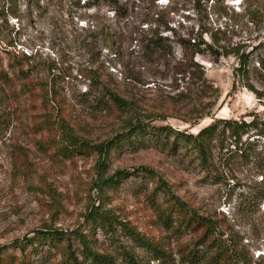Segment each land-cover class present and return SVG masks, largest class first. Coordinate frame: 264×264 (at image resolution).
Returning <instances> with one entry per match:
<instances>
[{"label": "rangeland", "instance_id": "374dc122", "mask_svg": "<svg viewBox=\"0 0 264 264\" xmlns=\"http://www.w3.org/2000/svg\"><path fill=\"white\" fill-rule=\"evenodd\" d=\"M85 1L0 0L15 13L0 15V261L56 264L69 245L82 260L78 233L114 264L122 248L145 261L123 223L181 264L177 247L195 235L157 222V205L177 202L186 218L215 222L246 264H264V202L248 211L262 179L254 160L237 154L227 134L207 143L205 160L178 135L223 119H255L264 130V99L247 86L264 93V0H118L119 9ZM193 39L213 50L184 47ZM130 123L171 129L166 147L125 142L109 157L58 148L72 137L91 146L120 140ZM242 143L261 151L264 138L251 129ZM118 171L128 178L103 184ZM47 230L70 242L27 244Z\"/></svg>", "mask_w": 264, "mask_h": 264}, {"label": "trees", "instance_id": "16d2710c", "mask_svg": "<svg viewBox=\"0 0 264 264\" xmlns=\"http://www.w3.org/2000/svg\"><path fill=\"white\" fill-rule=\"evenodd\" d=\"M99 2H107L113 6V9H119L118 0H86L84 5L90 6L91 4H97ZM11 14H15L13 10L10 11ZM9 13V8L0 6V15H3L4 18L7 17ZM185 41L184 47H190L195 51V53H203L201 46L205 45L206 48L209 45H206L204 41L197 42L195 39ZM209 50L212 51V47H209ZM240 67L238 71L243 77L247 80V65L249 64V59L245 56L241 57ZM259 68L264 70V59H260L258 62ZM254 93L257 94L259 99H264V93L255 91L254 87L247 85ZM108 98L113 102L117 107H126L127 102L123 100L120 96L112 91H107ZM264 125V124H261ZM127 130L130 131L121 137L120 140L109 141L98 146H91L88 143L80 142L74 137L70 138L68 141L69 144L65 145L63 141H58L59 150L63 152L64 156L68 154L73 155L74 151H85L86 153L94 154L98 153L100 156L109 157L117 149H120L123 143L134 144L137 142L142 146H149L152 142H156L163 147H166L165 143H162V136L167 131H171L166 127H149L144 124H133L130 123L127 127ZM257 130V136L264 138V130H259V123L253 119L250 122H238L235 120H218L213 125L203 129L198 135H189V134H179L184 137L185 142L188 144L194 145L204 160L206 159V146L207 143H210L213 137L227 134V138L234 143V148L237 150V154L241 153L242 157L246 159H253V163L256 165V169L260 171L262 179L260 183L257 184L256 191L253 192L249 199L248 211L249 213L254 212L261 203L264 202V146H262L261 151L257 147L254 148L252 143L248 144V147L242 149L240 144L242 143V138L248 134L249 130ZM67 142V143H68ZM255 149V150H253ZM144 172L147 174H153V172L145 168ZM129 174L126 171H118L117 174L110 179L103 180V184L110 186L112 184L121 183V181L128 178ZM117 179V180H116ZM161 191L165 192L166 186L160 184L158 186ZM167 201L172 202L169 198ZM158 209V221L167 230H174L180 236L182 234V226L184 230H191L195 235L194 241L191 243L180 244L177 247V255L179 256V261L181 264H246V261H243L241 255L238 253L236 247L231 245L229 240L223 239L224 233L219 231V227L213 221H208V219L200 216H191L186 218V209L179 205L177 202L166 208H161L157 205ZM182 214L181 221L176 223L175 214ZM185 213V214H184ZM95 214V213H94ZM189 214V213H187ZM93 218H97L94 216ZM103 218V217H101ZM107 222V221H103ZM122 228L134 241L137 247L145 252L146 260L144 261L140 255H137L133 252H129L127 249L122 248L120 250V258L122 264H176V259L169 252L166 245L160 242H154L148 238L142 236L132 227L126 226L122 223ZM79 240L82 245V251L80 256L82 260L76 255L72 250L71 245L68 246L63 259L56 264H114L115 258L112 255L102 253L96 250L91 244L87 237L82 236V233H78ZM198 235V236H196ZM47 242V244L54 241H67L70 242V238L66 233L60 231L47 230L43 232H36L34 238L28 239L27 244L33 246L35 242L40 241ZM37 247H34L33 253H36ZM10 264H18V259L15 256L9 257ZM19 260V264H35L34 261H31L30 258L25 257V260ZM0 264H4L0 261Z\"/></svg>", "mask_w": 264, "mask_h": 264}]
</instances>
